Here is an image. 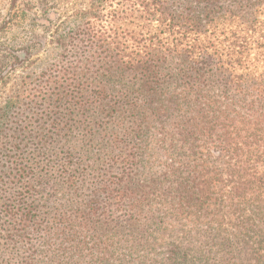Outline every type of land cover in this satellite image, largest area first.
<instances>
[{"label": "trees", "instance_id": "trees-1", "mask_svg": "<svg viewBox=\"0 0 264 264\" xmlns=\"http://www.w3.org/2000/svg\"><path fill=\"white\" fill-rule=\"evenodd\" d=\"M76 15L60 47L75 59L74 98L95 89L96 105L112 113L100 133L111 181L90 190L69 152L47 159L55 178L29 166L28 155H46L58 137L21 135L26 126L16 125L0 137V251L15 264H40L32 246L58 245L57 257L117 224L125 246H152L141 229L149 212L182 222L183 242L166 253L171 264H264V0H91ZM124 80L133 102L108 106L105 92ZM51 102L38 87L11 94L6 108L34 114ZM151 129L158 148H178L181 165L142 182L141 136ZM215 150L232 164L211 174L203 157ZM51 184L47 207L40 191Z\"/></svg>", "mask_w": 264, "mask_h": 264}, {"label": "rangeland", "instance_id": "rangeland-1", "mask_svg": "<svg viewBox=\"0 0 264 264\" xmlns=\"http://www.w3.org/2000/svg\"><path fill=\"white\" fill-rule=\"evenodd\" d=\"M90 2L91 0H0V137H6L18 124L26 126L21 135L32 136L43 132L45 136L58 137L46 155L39 156L34 152L28 155L30 161L27 164L38 170L51 168L49 175L55 178L57 172L53 167L57 164H47V159H60L65 152H69L70 164L78 168L79 174H83V183L93 191L100 182L105 181L106 184L111 181L110 176L106 175L104 163L105 160L109 161L104 155L108 139L100 133L112 113L109 114L107 106L96 105L95 89H91L82 100L74 98V91L70 88L73 87L70 64L75 59L60 47L62 42L71 38V33L76 29V14L87 10ZM127 82L129 81L124 80L116 83L114 88L105 92L103 98L108 106L133 102V87L127 86ZM38 87H44L52 95V102L46 110L37 109L34 114L7 111L6 102L11 94ZM58 87L64 89L60 97L53 94ZM122 94L127 97L124 98ZM227 108L229 111L233 109L231 105ZM52 119L63 122L64 126L59 133L49 127H45L43 131L38 129V122L50 123ZM56 133L59 135L56 136ZM156 137L153 129L142 132L140 145L143 158L140 160L138 175L142 182L159 178L164 173L165 166L171 162L181 165L178 148L172 152L161 150ZM59 161L62 163V160ZM203 161L206 171L210 170L211 174L213 167L215 170H225L232 164L227 154L220 150L203 157ZM52 188L51 184L49 188H42L40 191V200L47 207H50V203L45 199L53 194ZM143 216L141 229L150 233L149 243L152 246H125L119 242L118 234L122 230H119L120 226L117 224L98 231L94 238L87 239V246H71L63 252L58 250L60 256L57 257H53L52 252L58 245L32 247L41 252L38 257L42 260L40 264H171L166 259V253L175 247L170 246L173 241L178 244L183 242L182 222L168 219L175 217L169 214L165 218L160 214L155 216L145 212ZM151 217L153 219L149 222ZM126 231L131 232L129 229ZM18 247L20 251L24 248ZM10 252L9 249L6 253L0 251V264H15V257Z\"/></svg>", "mask_w": 264, "mask_h": 264}]
</instances>
